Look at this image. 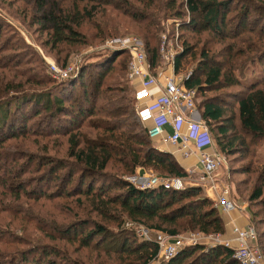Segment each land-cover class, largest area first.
<instances>
[{
  "label": "trees",
  "instance_id": "trees-1",
  "mask_svg": "<svg viewBox=\"0 0 264 264\" xmlns=\"http://www.w3.org/2000/svg\"><path fill=\"white\" fill-rule=\"evenodd\" d=\"M121 1L126 3L125 0ZM121 1L72 0L69 8L62 9L53 4L45 9V12L40 15V19L49 24L47 32L49 39L46 40V45L55 52L63 51L62 58L59 57L60 64L57 66L65 67L70 49L86 43V36L80 30L86 23L91 21L97 23L94 24L96 31L104 34L100 42L105 38L120 35L115 33L114 26H107V23L102 26L99 18L105 14V6L116 10L123 9ZM156 1L135 0L142 8L133 12L135 18L142 23L144 52L150 68L159 64V34L163 30L161 21L166 20L168 16L180 18L179 12L171 10L175 5V0L162 1V4L165 3L164 11L160 16H158L159 14L154 16L155 11L158 10ZM182 1L192 14L200 17L201 31L211 34L209 36L211 39L207 38V44L214 45V49L210 53L209 45L202 44V48L199 50L198 65L194 68V72L183 81V84L186 88L195 90V97L201 96L196 107L198 106L200 109V118L210 134L214 128L217 131L219 137L216 142L217 149L223 155L240 152L243 156L247 155L250 158L239 172L245 173L247 176L250 173H255L252 185L250 183L247 187L246 202L249 209L255 207L257 210L253 212L251 209L249 223L252 225L256 223L255 219H258L254 217L256 211L262 213L261 220L264 222V160L260 163L254 160L255 147L264 141V24L257 25L255 19L247 22L246 18L249 12L244 8V4H241L237 10L241 14L240 19L235 22L232 29L228 28V31L224 32V20L230 0ZM261 1L264 2V0ZM260 6L264 8V3ZM42 7L44 8V5L39 4L37 10ZM148 10L150 12H147ZM192 25L191 22L185 25L180 24L179 29L199 32V29H192ZM183 43L186 46H183L181 53L174 57L175 72L179 68L181 59L186 54L193 52L194 44L189 46L185 41ZM4 45L6 46V44ZM2 48L4 49L3 45L0 46L1 51ZM117 52H114L115 54L110 56L109 60L106 54H102L106 58L105 62L109 63L100 68L95 63V65L89 66V68H98L97 82L89 96L86 95L85 89L82 87L80 90L81 99L73 113L70 110L63 112V98L57 95V90L52 95L50 88L36 91L22 88L28 83L37 86L56 82L57 78H54L55 80L52 78V80L50 75L45 78V74L28 76L19 72L17 74L25 78L24 83L26 84L21 83L23 80H19L15 86L5 84L0 87V105L9 102L4 100L6 102L2 103L3 99L14 100L13 103L16 106H13V109L15 112L19 111L18 115L22 117L23 121V125L20 127L0 132V147L8 139L20 137L25 139L31 133L41 137L66 136L65 157H63L65 160L63 161L61 159L53 160L46 154L35 159L36 157L21 154L16 150L12 151L13 148L1 147L0 169L2 173L0 177L3 180L0 179V185L4 186L3 190L12 194L14 201L18 200L20 196H24L32 200L61 199L63 203H66L69 197L77 196L81 200L79 198L76 200L75 207L82 209L88 207L101 220L112 223L116 231L109 233L105 224L88 220H76L65 224L55 223L54 218H42L41 220L21 218L27 225L30 224L39 231L42 238L49 242H44L45 244H40L35 249L30 246V250H26L23 255H12L15 257L11 261L4 262V259H1L3 260L2 264H16L13 262L16 258L25 264L33 262L34 264H41V262L43 264H59L54 257H59V260L60 258L64 259L65 254L58 253L55 246L50 243L51 241L75 243L76 251L86 249L88 256L85 258L88 261L91 258L92 262H89L92 264H101V260L105 264H148L157 254L155 243L138 239L133 230L123 227L124 221H130L148 230L168 235H177L178 232L185 230L205 235L224 232V225L217 207L203 194L200 186L188 185L183 186L180 190L162 187L139 189L122 179L123 176L136 175L148 168L158 171L159 175L165 177L183 178L186 173L171 155L151 146L143 126L137 124L133 119H127V110L131 108L134 101V89H131L126 77L127 54L121 50ZM117 57L123 58L116 63L117 65H113L114 59ZM4 58H0V68L3 67L12 72L14 69L15 73L23 63H28V60L24 62L22 58L14 60ZM1 61H5V64ZM102 62L104 61L102 60ZM251 63L254 66H260L263 75L249 84H243L239 80V76L245 73ZM84 67L80 63L75 76L58 79V83L63 85L58 89L68 88L69 91L75 85L80 84ZM115 70L117 73L112 77L120 78L123 73L124 77L121 78L124 81L123 84L116 80H112L106 85L102 84L104 77ZM231 87H236L238 90L230 93L234 100L230 107L233 105L234 107L226 109L227 105L222 103L219 100L220 96L215 93L220 89H230ZM206 93L210 94L203 96ZM1 107L5 109V106ZM60 113L63 117L68 116L62 121L64 122L62 126L55 124ZM40 114H45L47 117L43 125L39 124L41 128L35 121ZM54 120L56 121L53 123ZM5 121L6 119L0 113V129ZM31 122L34 123L33 127L32 124L30 125ZM236 127L241 131L240 135L231 136L229 130H235ZM236 140L237 145H240L239 150L233 144ZM41 149L46 153V144H43ZM44 168L47 175L40 172ZM107 168L114 169V171L112 174L109 172V175H102L101 173ZM231 169L227 170L229 175L232 173ZM25 174H36L31 177L39 175V184H48L51 182L48 180L49 177L57 175L59 184L54 190L43 191L37 190L35 187L29 188V186L24 188L23 178L19 182L7 181L10 177L16 179ZM75 174H78L76 181ZM87 174L100 178L97 180L93 178L88 183H84L83 179ZM107 180V184L101 182ZM246 180L248 178L241 179V184L246 185L250 182ZM97 182L98 185L95 184ZM237 187L239 186L236 184L235 190ZM230 194H233V190L230 191ZM233 196L231 198H234ZM236 199L234 200L236 201ZM8 203L12 204L13 202ZM5 206L9 212L10 207H13L8 204ZM21 229L25 228L21 227ZM254 229L256 245L264 264V230L258 232L255 227ZM113 234L116 235V244H113ZM6 243L10 242L6 241ZM29 255L30 257H28ZM67 257L69 256L67 255ZM73 264H78V262L74 260ZM156 264H238V262L232 257V250L228 247L216 245L202 248L196 244L185 246L170 259Z\"/></svg>",
  "mask_w": 264,
  "mask_h": 264
},
{
  "label": "rangeland",
  "instance_id": "rangeland-1",
  "mask_svg": "<svg viewBox=\"0 0 264 264\" xmlns=\"http://www.w3.org/2000/svg\"><path fill=\"white\" fill-rule=\"evenodd\" d=\"M121 1V0H120ZM162 1L165 0H157V9L155 11L154 16H160V14L164 11L165 3L162 4ZM219 1V0H216ZM126 3L121 1V6L123 9H113L110 6H105V14L99 18L100 22L103 24L107 23V26H114L116 28L115 33L120 34L119 36H114L110 38H117V37H124V36H136L139 37L143 41L142 37V23L138 21L135 16L133 15V12H137V10H141V6L138 5V3L135 2V0H125ZM181 2V3H180ZM72 3V0H0V46L3 45L4 49L2 48V51L0 50V58L4 59H16V58H22L25 62V60H28V63H23L21 67L17 70L15 73L14 69L13 72L6 70L5 68H0V87L4 86L5 84H12V86H15V84L19 80H23L21 83H24L23 77L18 75L17 73H22L24 75L32 76L33 74H36L37 76L46 75L45 78H47L48 75H50L51 79L55 78L52 76V66H57L60 64V58H62L63 51L61 52H55L48 48V45H46V40L49 39L47 32L49 31V24L43 19H40V15L45 12V9L50 7L51 5H55L57 7L63 8H69L70 4ZM264 2L261 0H230V3L228 5L227 15L225 18V26H224V32L232 29L235 22L240 19L241 14L237 12L238 8L241 4H244V8H246L249 12L246 21L249 22L253 19H255V22L257 25L264 24V8L260 6V4H263ZM39 4H43L44 8L38 9L37 7ZM172 11H177L180 13V18H175L172 16H168L166 20H160L161 25H163V30L159 34V39L161 35H165L166 39L169 40L166 44L167 48L171 52H177L181 53L183 46L186 45L182 42L185 41L187 45L190 46V44H194V47H192L193 52L186 54L180 61L179 68L175 74L181 75L183 77L184 75L188 74V77L194 72V68L198 65V58L199 56V50L202 48V44L204 46L209 45L207 44V38L210 40L211 34L207 31H201V19L199 16H196L195 14H192L186 7L185 3H183L182 0H175V5L171 8ZM147 12H150L149 10ZM169 15V14H168ZM190 22L193 24L192 29L194 30L199 29V32L194 31H185L180 30L179 25L180 24H190ZM95 21L86 23L80 30L84 32L86 36V43L82 45L75 46L70 49V52L68 53V60L67 63L71 60H77L80 63L83 64L84 70L80 79V84L75 85V87L68 91V88L66 89H58L59 87H62L61 83H58L57 81L48 83H43V85H33V84H26L23 85L22 88L25 90H41L44 88H50V93L53 95L57 90V95L61 96L63 98V105L64 108L63 112H69L75 111V106L79 103V99H81V92L80 90L85 89V93L87 96L91 95L94 90V85L97 82V69L103 66L106 63V58L102 56V54H106L108 60L110 56H113L117 51H106L102 48L105 38L103 41L100 42V39L104 37V34H100L99 31H96V27H94ZM101 26V25H100ZM212 41V40H211ZM264 43V42H263ZM6 44V46L4 45ZM87 44V45H86ZM144 44V41H143ZM209 52L211 53L214 49V45L210 43L208 46ZM118 53V52H117ZM174 54V53H173ZM176 54V55H177ZM60 57V58H59ZM58 60H57V59ZM123 57H117L113 61V65H117L116 63L119 62ZM22 60V62H23ZM102 60L104 62H102ZM163 60L159 58V64ZM21 62V61H20ZM92 62L91 64H89ZM1 63L5 64V61ZM98 67L97 69L89 68L91 65H95ZM25 69H22L24 68ZM59 67V66H57ZM263 68V67H262ZM257 66H254L252 63L249 64L247 70L244 74L239 76V80L243 84H249L257 79H259L263 74L260 71ZM24 70V71H23ZM125 71V70H124ZM12 72V73H11ZM17 75H15V74ZM117 70L108 73L102 80V84L106 85L109 84L112 80L120 81L123 84V73L122 76L119 78H113L112 75L116 74ZM125 74V73H124ZM52 79V80H53ZM54 79V80H55ZM128 80V79H127ZM129 81V80H128ZM130 87V86H129ZM133 89V88H131ZM64 90V91H63ZM238 90L236 87L225 88L220 89L215 94L219 95V100L224 103L226 106V109H232L234 107L230 105L234 103V100L231 98L232 96L230 93ZM125 95V93L123 92ZM206 93L203 96H208ZM14 98V97H13ZM12 98V99H13ZM201 99V96H197L194 99L195 105L199 100ZM4 100H7L6 104L0 105V113L2 116H4V119L6 121L4 122V125L1 127L0 132H5L7 129L10 128H17L23 125L22 117L19 116V111H14L13 106H16L15 103H13L14 100H11L9 98L3 99L2 103L6 102ZM1 102V101H0ZM229 102V103H228ZM125 103L126 100H125ZM104 104V103H103ZM1 106H5V109ZM198 108V106H197ZM4 109V110H3ZM9 110V111H7ZM200 110V109H199ZM3 111V113H2ZM200 112V111H199ZM8 115V118H7ZM127 119H133L137 124L138 121L135 118L134 114V104L132 102L131 108L127 110ZM58 118L59 121H58ZM65 118H68L67 115L64 117L62 116V113L58 114L57 121L55 122L56 125L62 126L65 120ZM45 120H47L46 115L40 114L36 118L35 121H37L38 125H43L45 123ZM29 124V123H28ZM32 127L34 126V123L31 122ZM140 125V124H139ZM38 127V126H37ZM39 128L41 126L39 125ZM214 128V127H213ZM240 130L236 127L235 130L231 129L229 130V134L231 136H239ZM25 139L23 138H13L8 139L2 143V146L8 147V149L16 150L17 152H20L21 154H27L28 156L36 157L42 156L43 154H46L51 159H61L62 161L65 160L63 157H65V149H66V136H59L55 137L51 135L50 137H41L38 134H28ZM212 139L214 142V145H216L217 140H219L217 136V131L215 128L211 130ZM151 146L157 148L161 152L168 153L173 157L170 150L167 149V147L170 148V146L165 145H159L155 142L150 141ZM46 144V153H44L41 149L42 145ZM235 144L237 150H239V144L237 145V140L233 143ZM170 145V144H169ZM164 146V147H163ZM0 147V148H1ZM245 155L243 156L240 154V152L233 153L230 155H222L223 160L221 161L219 168L217 169L216 178L219 179L220 177H224L225 180L221 181L220 184H224L223 186H228L229 190H233V194H230V199L233 200L234 204L237 206L243 205L246 208L247 216L250 218L251 209L254 212L257 210L255 207H251L249 209L248 203L246 202L248 190L247 187L249 184L253 183L255 179V173H250L248 176L245 173H239L243 167L247 164V162L250 160V158ZM25 158V156H24ZM174 158V157H173ZM27 160V158H25ZM175 160V159H174ZM255 162H262L264 160V141L262 143H259V146L255 147ZM69 161V160H67ZM65 162V161H64ZM70 162V161H69ZM231 169V174L229 175L227 173L228 169ZM45 168L42 172L43 174L47 175V172H44ZM114 169L107 168L106 171L102 172V175H109L112 174ZM145 174H141V172H138L137 176L142 181L141 175L144 177L146 175H159L158 171L151 170L150 168L144 169ZM234 172V173H233ZM2 173V170L0 169V174ZM108 173V174H107ZM36 174H28L24 175L20 178L7 179L13 180V182H19L22 179L24 188H33L35 187L37 190H43V191H51L54 190L55 187L59 184V177L51 176L49 177L48 184L41 183L40 176H33ZM78 175V174H77ZM77 175H74V179L76 181ZM230 176V177H229ZM28 177V179H27ZM98 179L99 176H90L85 175L84 177V183H88L92 179ZM124 176L122 177V179ZM228 178L229 184L226 182ZM248 178L246 181H250L246 183V185L241 184V179ZM0 179H2L0 177ZM3 180V179H2ZM106 180V179H105ZM182 186H188V185H198L197 181V175L189 174L186 172V176L180 179ZM103 184H107V181H101ZM226 183V184H225ZM2 184V183H1ZM98 185V182L95 183ZM201 184V183H200ZM199 184V185H200ZM236 184L237 190L236 189ZM198 185V186H199ZM250 185V186H251ZM0 185V264H2L4 259V262H8L13 260L15 256L12 257V255L21 256L23 255L26 250H30V246H33V249L37 248L40 244H45L44 242H49L46 239H43L39 231H37L35 228H33L30 224H26L24 220H21V218H36V219H42V218H54L55 223H70L80 221V220H88L92 222H97L100 224H105V227L109 233L116 232L114 229V225L110 222L106 223L105 221L101 220L100 217H98L94 212L90 211L87 208H77L75 207L76 200L79 198L77 196L69 197L66 200V203H63L61 199H51V200H45V199H36L32 200L29 198H26L24 196H20L18 200L14 201L13 195L5 192L4 186ZM13 186V185H12ZM95 186V185H94ZM202 188V187H201ZM219 188V186H218ZM246 188V189H245ZM203 194L207 193L204 190V187L202 189ZM7 193V194H6ZM212 192H209V194L214 198V200L210 199L213 203L215 202L216 194H211ZM234 195V196H233ZM234 198H231V197ZM237 199H236V198ZM7 199V200H6ZM236 199V201L234 200ZM81 200V198H79ZM13 202L12 204L8 202ZM8 204L10 207L9 210L5 209ZM235 205V206H236ZM236 206V207H237ZM255 222L252 226L256 228L258 232H261L264 230V222L261 220L263 217L262 213H259L256 211ZM220 215V213H219ZM222 215V214H221ZM260 220V221H259ZM125 222V221H124ZM21 227H24L25 229L22 230ZM189 232L195 233L196 231H182L178 232V235H186ZM8 233V235H7ZM197 233V232H196ZM112 235V234H111ZM116 235L113 234V244H116ZM111 239V238H110ZM109 239V240H110ZM6 241L10 243H6ZM58 253H63L64 259L59 260V257L54 259L59 264H73V261L76 260L78 264H92V259L90 258V262L86 260L85 256H88L86 249H81L76 251V244H67L62 242H53L51 241ZM202 248H209V242L207 240H199V243H197ZM216 246V245H215ZM211 247V246H210ZM10 254V256H9ZM67 255L69 257H67ZM63 256V255H62ZM91 256H93V253H91ZM30 257V255L28 256ZM36 257V255H35ZM17 259V260H16ZM13 262H16V264H25L22 263V260H19L16 258ZM69 259V260H68ZM101 264H105L103 260H101ZM156 258L153 260H150L148 264H156ZM31 264H34L31 263ZM39 264V263H38ZM43 264V262H41ZM98 264V263H97Z\"/></svg>",
  "mask_w": 264,
  "mask_h": 264
},
{
  "label": "built area",
  "instance_id": "built-area-1",
  "mask_svg": "<svg viewBox=\"0 0 264 264\" xmlns=\"http://www.w3.org/2000/svg\"><path fill=\"white\" fill-rule=\"evenodd\" d=\"M169 40L161 35L158 55L163 61L150 68L146 61L143 41L136 36H124L106 39L102 48L105 51H124L127 54L126 77L133 84L134 114L138 123L145 128L147 138L151 141L159 139L162 143L178 145L184 157L192 155L200 166L197 181L204 190L216 194L214 205L222 215L235 210L230 199L229 187L217 185L216 172L223 157L218 153L205 151L213 144L207 127L190 118L194 110L195 90L186 88L183 81L188 74L181 77L175 74L174 57L166 44ZM174 53V54H173ZM79 61H69L65 67L52 66V75L58 79L75 76ZM170 126L165 133L164 127ZM194 150L191 149V146ZM139 176L128 175L123 179L139 189L162 187L180 190L183 188L180 179L161 175ZM219 186V188H218ZM123 227L133 230L140 240L152 241L157 247L156 262L166 261L185 246L196 245L199 240H207L209 247L222 245L232 250V257L238 264H263L262 256L255 245L256 232L251 224L244 226L232 225L231 236L221 238L220 234H202L189 232L186 235H168L163 232L148 230L130 221Z\"/></svg>",
  "mask_w": 264,
  "mask_h": 264
},
{
  "label": "crops",
  "instance_id": "crops-1",
  "mask_svg": "<svg viewBox=\"0 0 264 264\" xmlns=\"http://www.w3.org/2000/svg\"><path fill=\"white\" fill-rule=\"evenodd\" d=\"M257 67L259 68V66H257ZM129 84L133 88V84L130 83V82H129ZM190 118L193 119V120L202 122L204 124L203 120L200 118V112H199V109L196 107V105L194 106L193 112H191V114H190ZM170 130L171 129H170L169 125H166L164 127V132L165 133H169ZM211 137H212V135H211ZM152 142H155L156 144H159V145H165L166 144V146H170V148L167 147V149L170 150V152L173 155L175 161L181 166V168L184 170V172L185 173L187 172V173H189L191 175L194 174V175L198 176V174L200 173V166L197 163V160H196V158L194 156L188 155V156L184 157L181 154L182 151L179 149L178 145H171V144L169 145L167 143H162L159 139L153 140ZM191 149L194 150L192 146H191ZM205 151L210 152V153H218L221 156L223 155L217 149V146L214 145V142H213V144L210 147H206ZM141 174H145V171H142ZM142 177L144 178L143 175H141V178ZM226 179H227L226 182L229 184L228 178H226ZM216 180H217V185H221V186L224 185V184H220L221 181L225 180L224 177L223 178L220 177L219 179L216 178ZM204 194L209 199H211V200L213 199L214 200V198L209 193H204ZM220 217H221L223 225H224V232L222 234H220L221 238H228V237L231 236L230 228H231L232 225L244 226V225L250 224L249 223V217L247 216L246 208L243 205H239V206L235 207V210L233 212H231L230 214H227V215H221L220 214Z\"/></svg>",
  "mask_w": 264,
  "mask_h": 264
},
{
  "label": "bare ground",
  "instance_id": "bare-ground-1",
  "mask_svg": "<svg viewBox=\"0 0 264 264\" xmlns=\"http://www.w3.org/2000/svg\"><path fill=\"white\" fill-rule=\"evenodd\" d=\"M120 51V50H119ZM112 52H114V51H112ZM256 239V238H255ZM255 245H256V241H255ZM257 246V245H256Z\"/></svg>",
  "mask_w": 264,
  "mask_h": 264
}]
</instances>
